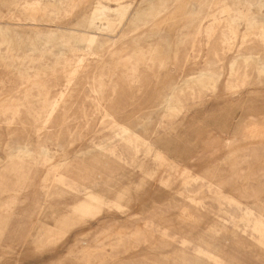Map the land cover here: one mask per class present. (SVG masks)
<instances>
[{
	"label": "rangeland",
	"instance_id": "1",
	"mask_svg": "<svg viewBox=\"0 0 264 264\" xmlns=\"http://www.w3.org/2000/svg\"><path fill=\"white\" fill-rule=\"evenodd\" d=\"M0 42L4 97L60 85L0 110V264H264V0H0Z\"/></svg>",
	"mask_w": 264,
	"mask_h": 264
},
{
	"label": "bare ground",
	"instance_id": "2",
	"mask_svg": "<svg viewBox=\"0 0 264 264\" xmlns=\"http://www.w3.org/2000/svg\"><path fill=\"white\" fill-rule=\"evenodd\" d=\"M128 42H130V41H128ZM89 48H91V47H89ZM107 51L110 52V49H108ZM98 52H99L98 51V48L97 49L96 48L89 49V53H90L91 56L97 55ZM104 54H106V52ZM5 57H6L5 59H7L8 61H11L12 60V56L7 55ZM65 74H67V71H65V68H64L63 69V72L61 73V75H65ZM29 75H30V72L26 74L27 79L22 83L23 85L20 87V90H18V92H17V94H18V98L17 99L13 100V99H11V96H5L4 97V91L3 92L0 91V110L2 112H6L7 110L9 111L11 109H15V112L19 113V111L21 109L23 110V109H26L28 107V103H29L28 100L31 97H35L36 100H39V99H41L42 95H47L46 99H48L49 97H51L54 94L53 90L55 89V87L60 86L58 83L56 85H54V86L53 85L51 86L50 83H43V82H41V80L40 81H37L38 79H35V78L28 79V78H30ZM53 76L54 77L57 76L56 75V72L53 73ZM63 99L65 100V98H63ZM85 115L86 114L84 113L83 117H86ZM81 118L74 117L73 119L76 120V119H81ZM83 124H85V123H83ZM9 149H10L11 153L14 150V148H12V147H9ZM161 154H163L166 157V151L165 150L162 151ZM10 156L12 157L13 155H10ZM83 191H84L83 192L84 198L75 207V209L72 211L73 214H76L77 213V214L81 215L83 213V215H84L85 214L84 213L85 211H90L93 207L98 208L99 206L102 205V203H105V205H106V203H107V205L109 204L108 202H106L107 201V196H105L104 194L103 195L102 194H95V191L92 190L91 187L85 188ZM118 199H120V198H118ZM212 253H213V250H212Z\"/></svg>",
	"mask_w": 264,
	"mask_h": 264
}]
</instances>
